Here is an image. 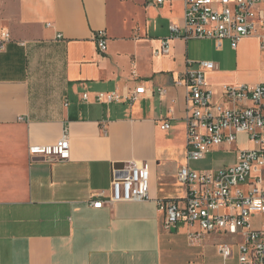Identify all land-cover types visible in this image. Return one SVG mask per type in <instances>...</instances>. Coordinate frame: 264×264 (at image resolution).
Returning <instances> with one entry per match:
<instances>
[{
    "label": "crops",
    "instance_id": "0c3cea01",
    "mask_svg": "<svg viewBox=\"0 0 264 264\" xmlns=\"http://www.w3.org/2000/svg\"><path fill=\"white\" fill-rule=\"evenodd\" d=\"M184 16V0H0V31L12 37L0 52V264H240L237 249L229 260L219 253L231 235L186 223L165 230L159 201L184 206L188 192L178 181L187 89L177 82L211 61L206 80L219 102L225 86L264 83L263 55L255 37L238 49L186 39ZM139 86L146 93L134 103L96 101ZM66 131L69 160L30 154ZM237 144L213 153L238 156ZM133 162L148 166L150 200L93 208L96 194L111 195L114 167Z\"/></svg>",
    "mask_w": 264,
    "mask_h": 264
},
{
    "label": "built area",
    "instance_id": "2783aa9c",
    "mask_svg": "<svg viewBox=\"0 0 264 264\" xmlns=\"http://www.w3.org/2000/svg\"><path fill=\"white\" fill-rule=\"evenodd\" d=\"M184 3L186 39L214 40L218 49L229 41L233 49H238L244 39L255 37L264 55V0H184ZM173 30L180 31L178 27ZM11 39L10 32L0 31V52ZM96 41L100 53L106 54V33L96 34ZM167 44L166 41L164 51ZM196 64L197 69H188L177 82L187 89V162L178 172V181L188 192L184 206L159 201L160 210L165 213V230L171 231L178 224L186 223L198 226L201 234L231 235L237 238L236 242L219 246L224 260L231 259L237 249L240 264H264V83L225 86L223 100L217 102L206 80V73L216 69L215 63L199 61ZM145 93L146 88L139 86L126 95L97 94L96 101L134 103ZM84 99L88 101V95ZM162 129L170 130L171 124L166 122ZM241 135H246L253 147L240 150L235 165L219 170L191 168L193 161L206 160L216 149L237 142ZM30 154L55 161L69 160L68 132L55 145L32 146ZM111 192L107 201L100 199L107 197L106 191L96 194L94 197L98 199L91 206L102 209L113 208L117 203L149 201L148 166L133 162L114 167Z\"/></svg>",
    "mask_w": 264,
    "mask_h": 264
},
{
    "label": "rangeland",
    "instance_id": "374dc122",
    "mask_svg": "<svg viewBox=\"0 0 264 264\" xmlns=\"http://www.w3.org/2000/svg\"><path fill=\"white\" fill-rule=\"evenodd\" d=\"M226 48H228V42L225 43ZM253 47V46H251ZM263 55V54H262ZM264 56V55H263ZM264 60V58H263ZM262 78H264V71L262 72ZM253 146H251L250 143L247 141L238 140L237 144V150L241 149H251ZM236 151V150H235ZM217 152V153H211L208 156V160H201V161H193L191 163V168L193 170H208V169H222L227 166L233 165L236 162L237 158V152ZM256 224L258 225V221H256Z\"/></svg>",
    "mask_w": 264,
    "mask_h": 264
}]
</instances>
